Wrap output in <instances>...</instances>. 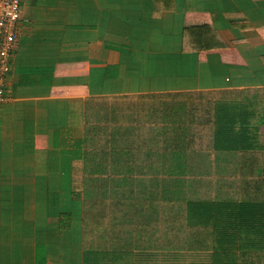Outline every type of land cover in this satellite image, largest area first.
Here are the masks:
<instances>
[{
  "label": "crops",
  "instance_id": "1",
  "mask_svg": "<svg viewBox=\"0 0 264 264\" xmlns=\"http://www.w3.org/2000/svg\"><path fill=\"white\" fill-rule=\"evenodd\" d=\"M17 28L0 104V264H264L241 259L264 253V225L211 212L201 218L214 251L126 247L101 262L87 256L84 196L73 190L87 107L100 100L241 94L220 102L258 107L264 146V98L252 99L264 97V0H31Z\"/></svg>",
  "mask_w": 264,
  "mask_h": 264
},
{
  "label": "trees",
  "instance_id": "2",
  "mask_svg": "<svg viewBox=\"0 0 264 264\" xmlns=\"http://www.w3.org/2000/svg\"><path fill=\"white\" fill-rule=\"evenodd\" d=\"M193 93L171 94L170 120L126 112L143 95L87 107L84 155L74 172L85 211L88 202L87 256L102 262L106 250L126 247L214 251L211 227L201 218L207 212L264 225L259 108L220 102L246 98L241 94L199 92L195 103L187 99ZM242 253L245 261L264 257Z\"/></svg>",
  "mask_w": 264,
  "mask_h": 264
},
{
  "label": "built area",
  "instance_id": "3",
  "mask_svg": "<svg viewBox=\"0 0 264 264\" xmlns=\"http://www.w3.org/2000/svg\"><path fill=\"white\" fill-rule=\"evenodd\" d=\"M31 0H0V104L7 98V76L18 41L23 4Z\"/></svg>",
  "mask_w": 264,
  "mask_h": 264
},
{
  "label": "rangeland",
  "instance_id": "4",
  "mask_svg": "<svg viewBox=\"0 0 264 264\" xmlns=\"http://www.w3.org/2000/svg\"><path fill=\"white\" fill-rule=\"evenodd\" d=\"M154 61H156V60H154ZM164 65H166V64L164 63ZM164 82H166V86L179 87L178 82H174V81H172L171 83H168L166 80H161L160 84H162ZM169 92H167V93L163 92L165 94H154V95L142 94L144 97L136 99L137 102L133 103L134 106L128 107L129 104H126V106H125L126 112L134 113L137 110H144L145 112H148L151 115L153 113L154 118L159 117L160 119L170 120L171 119L170 117H171V99L172 98H171V92L170 93ZM159 93H162V92H159ZM189 93H193V92H189ZM176 94H183V93H176ZM199 94H201V93H199V92L193 93V96L191 98H187V99L191 100V101L193 100L195 103H200L199 102L200 99H198ZM152 96H154V97H152ZM173 98L177 99V97H173ZM110 100H111L110 102L114 104L116 98H111ZM99 103L102 104V102H99ZM103 105H106V104H103ZM167 115H169L170 117H168ZM73 183H74V181H73ZM75 189L79 190L78 188H75V186H74L73 190H75ZM87 204H88V202H86V211H85L86 215L88 212Z\"/></svg>",
  "mask_w": 264,
  "mask_h": 264
}]
</instances>
